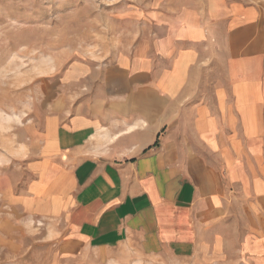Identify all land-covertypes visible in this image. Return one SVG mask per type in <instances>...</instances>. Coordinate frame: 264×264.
<instances>
[{"label":"crops","instance_id":"crops-1","mask_svg":"<svg viewBox=\"0 0 264 264\" xmlns=\"http://www.w3.org/2000/svg\"><path fill=\"white\" fill-rule=\"evenodd\" d=\"M159 7L143 50L57 80L55 62L29 206L67 254L217 260L236 243L264 264V2Z\"/></svg>","mask_w":264,"mask_h":264},{"label":"rangeland","instance_id":"rangeland-1","mask_svg":"<svg viewBox=\"0 0 264 264\" xmlns=\"http://www.w3.org/2000/svg\"><path fill=\"white\" fill-rule=\"evenodd\" d=\"M160 3L0 0V264H117L94 249L67 254L60 235L49 232L50 220L33 213L39 158L30 140L41 126L55 62L63 61L53 77L58 79L73 65L117 61L143 50L152 43L151 17ZM235 246L217 260L162 252L140 264H253L243 263Z\"/></svg>","mask_w":264,"mask_h":264}]
</instances>
